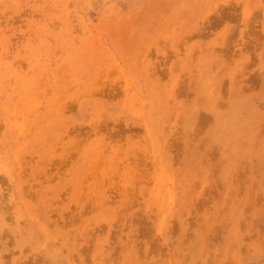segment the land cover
<instances>
[{
	"label": "rangeland",
	"instance_id": "obj_1",
	"mask_svg": "<svg viewBox=\"0 0 264 264\" xmlns=\"http://www.w3.org/2000/svg\"><path fill=\"white\" fill-rule=\"evenodd\" d=\"M0 264H264V0H0Z\"/></svg>",
	"mask_w": 264,
	"mask_h": 264
},
{
	"label": "bare ground",
	"instance_id": "obj_2",
	"mask_svg": "<svg viewBox=\"0 0 264 264\" xmlns=\"http://www.w3.org/2000/svg\"><path fill=\"white\" fill-rule=\"evenodd\" d=\"M226 116V115H225ZM224 121H226V120H224ZM223 125V127L226 129V130H228V125H227V123H224V124H222ZM196 135H197V133H196ZM207 139H209L208 137H207ZM208 152V151H207ZM209 153V152H208ZM203 156V155H202ZM5 168V167H4ZM6 170V169H5ZM9 171V170H8ZM3 214V213H2ZM6 218V217H5ZM27 235H28V233H27Z\"/></svg>",
	"mask_w": 264,
	"mask_h": 264
}]
</instances>
